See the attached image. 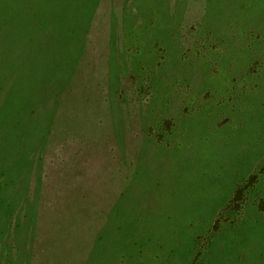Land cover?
Masks as SVG:
<instances>
[{
  "label": "rangeland",
  "instance_id": "1",
  "mask_svg": "<svg viewBox=\"0 0 264 264\" xmlns=\"http://www.w3.org/2000/svg\"><path fill=\"white\" fill-rule=\"evenodd\" d=\"M0 264H264V0H0Z\"/></svg>",
  "mask_w": 264,
  "mask_h": 264
},
{
  "label": "trees",
  "instance_id": "2",
  "mask_svg": "<svg viewBox=\"0 0 264 264\" xmlns=\"http://www.w3.org/2000/svg\"><path fill=\"white\" fill-rule=\"evenodd\" d=\"M247 188H248V185H246L243 188L241 187L240 189L235 191V198L233 200V205L235 204L234 205L235 207H238L240 206V204H242L241 202L243 200L244 192Z\"/></svg>",
  "mask_w": 264,
  "mask_h": 264
}]
</instances>
